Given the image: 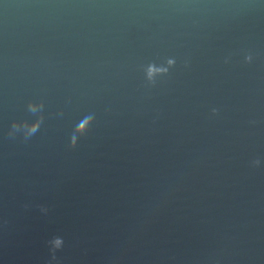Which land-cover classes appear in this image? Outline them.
<instances>
[{
    "label": "water",
    "instance_id": "95a60500",
    "mask_svg": "<svg viewBox=\"0 0 264 264\" xmlns=\"http://www.w3.org/2000/svg\"><path fill=\"white\" fill-rule=\"evenodd\" d=\"M0 264H264V0H0Z\"/></svg>",
    "mask_w": 264,
    "mask_h": 264
}]
</instances>
